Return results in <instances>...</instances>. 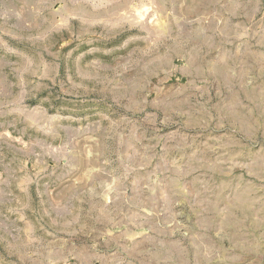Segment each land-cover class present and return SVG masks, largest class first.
Segmentation results:
<instances>
[{
    "label": "rangeland",
    "instance_id": "1",
    "mask_svg": "<svg viewBox=\"0 0 264 264\" xmlns=\"http://www.w3.org/2000/svg\"><path fill=\"white\" fill-rule=\"evenodd\" d=\"M0 264H264V0H0Z\"/></svg>",
    "mask_w": 264,
    "mask_h": 264
}]
</instances>
